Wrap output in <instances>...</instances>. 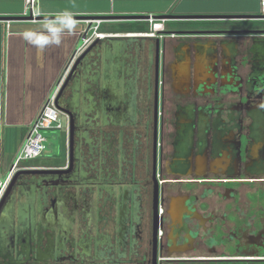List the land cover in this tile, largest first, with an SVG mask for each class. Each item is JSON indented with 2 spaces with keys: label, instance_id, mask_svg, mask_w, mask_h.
<instances>
[{
  "label": "flooded vegetation",
  "instance_id": "af4514ba",
  "mask_svg": "<svg viewBox=\"0 0 264 264\" xmlns=\"http://www.w3.org/2000/svg\"><path fill=\"white\" fill-rule=\"evenodd\" d=\"M132 20L66 68L64 161L3 189L0 264H264V21Z\"/></svg>",
  "mask_w": 264,
  "mask_h": 264
},
{
  "label": "crops",
  "instance_id": "0c3cea01",
  "mask_svg": "<svg viewBox=\"0 0 264 264\" xmlns=\"http://www.w3.org/2000/svg\"><path fill=\"white\" fill-rule=\"evenodd\" d=\"M23 10V0H0L1 180L63 77L87 19L101 18L103 33H123L140 24L127 15L260 13L259 0H38V15L29 18Z\"/></svg>",
  "mask_w": 264,
  "mask_h": 264
},
{
  "label": "built area",
  "instance_id": "2783aa9c",
  "mask_svg": "<svg viewBox=\"0 0 264 264\" xmlns=\"http://www.w3.org/2000/svg\"><path fill=\"white\" fill-rule=\"evenodd\" d=\"M24 1V10L22 12L25 16H36L39 13L35 11V6L38 0H23ZM260 13L264 15V0H259ZM159 19H152L151 15L149 17V33L148 35H153L154 32L163 28V22ZM88 26L84 28L81 32L80 41L74 52L72 54L71 60L67 66V69L75 61V59L97 38H103L106 35H112L109 33H103L99 30V24L102 22L101 18L87 19ZM130 33H125L124 35H129ZM117 35V34H116ZM65 70V72L67 71ZM64 72V73H65ZM64 75V74H63ZM62 79V78H61ZM60 79V81H61ZM60 86V82L47 97L42 108L37 115L34 122L30 125L26 138L19 147L14 157L12 166L8 174L1 180L0 178V196L5 188L6 184L12 178L14 173L26 166L22 165L21 162L35 158L44 151L45 137L41 133L45 129H62L63 124L61 116L66 117V125L64 126L65 132L68 129V116L63 111L55 106V97Z\"/></svg>",
  "mask_w": 264,
  "mask_h": 264
},
{
  "label": "water",
  "instance_id": "95a60500",
  "mask_svg": "<svg viewBox=\"0 0 264 264\" xmlns=\"http://www.w3.org/2000/svg\"><path fill=\"white\" fill-rule=\"evenodd\" d=\"M28 17L30 18L31 16H28ZM95 17H98V16H95ZM122 17L126 18V19H139V18L148 19L150 17V15L149 14H136V15H127V16H122ZM151 17L152 18H156V19L169 18V19H173V20H177V19L249 20V19H251V20L258 21V22H263L264 21V15H262V14H190V15H185V14L184 15H180V14H161V15L151 16ZM89 19H93V17H91ZM219 31H221V32L223 31V32L245 33V32L251 31V30H247V28H242L241 30H219ZM258 31L264 32V28H263V30H258ZM170 32H173V31H170ZM96 40H100V39L97 38ZM92 45L93 44H90L83 51V53L87 52ZM83 53H81V54H83ZM54 103H55V106L57 108H59L56 105V102H54ZM27 171H30V170H26V169L22 168V169L17 170L14 173V175L19 174L21 172H27ZM41 171H44V170H41Z\"/></svg>",
  "mask_w": 264,
  "mask_h": 264
},
{
  "label": "rangeland",
  "instance_id": "374dc122",
  "mask_svg": "<svg viewBox=\"0 0 264 264\" xmlns=\"http://www.w3.org/2000/svg\"><path fill=\"white\" fill-rule=\"evenodd\" d=\"M63 128L62 129H45L41 133L45 137L44 145L45 149L41 155L32 158L26 162H21V164H31V163H46L49 160L56 161L57 163H63L65 158V130L66 117L61 116Z\"/></svg>",
  "mask_w": 264,
  "mask_h": 264
}]
</instances>
